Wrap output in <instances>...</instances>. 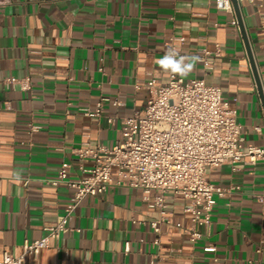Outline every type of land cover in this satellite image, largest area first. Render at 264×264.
I'll return each mask as SVG.
<instances>
[{
    "label": "crops",
    "instance_id": "crops-1",
    "mask_svg": "<svg viewBox=\"0 0 264 264\" xmlns=\"http://www.w3.org/2000/svg\"><path fill=\"white\" fill-rule=\"evenodd\" d=\"M215 2L0 0V258L4 251L21 254L25 240L42 238L55 223L71 190L45 181L65 161L68 177L79 175L72 148L120 139L121 118L145 105L143 84L167 81L157 61L170 43L182 56L219 49L209 70L197 61L182 78L218 86L242 125V144L264 146L263 106L234 11ZM239 9L264 95V0ZM9 77L29 78V88L12 87ZM101 97L109 99L101 114L85 115ZM114 99L124 104L113 106ZM235 167L207 169L213 184L238 188L215 198L209 228L194 245L180 195L167 193L170 222L155 245L141 221L158 217L149 206L158 192L143 199L138 188L110 183L81 200L69 222L73 231L50 240L35 259L25 254L23 264H148L154 256L162 258L158 264H264V165Z\"/></svg>",
    "mask_w": 264,
    "mask_h": 264
},
{
    "label": "built area",
    "instance_id": "built-area-1",
    "mask_svg": "<svg viewBox=\"0 0 264 264\" xmlns=\"http://www.w3.org/2000/svg\"><path fill=\"white\" fill-rule=\"evenodd\" d=\"M236 1L240 6L242 2L254 0ZM215 6L233 13L231 0H216ZM232 22L237 24L235 19ZM170 47L173 49L172 43ZM218 55V48L212 52L202 49L197 57L209 70L212 57ZM167 74L164 83L152 78L143 84L147 91L145 105L121 118L120 139L110 146L99 143L94 147L72 148L79 175L69 178L70 163L65 161L56 177L45 181L52 186L65 184L71 190L63 212L53 225L45 227L42 238L25 240L21 254L4 251L0 264H23L25 254L35 259L40 250L49 246L50 240H58L63 233L74 230L69 222L81 200L104 193L110 183L138 188L143 199H147L152 190L158 192L149 204L158 208V217L141 221L154 233L153 244L159 243L161 225L170 222L167 193L178 194L185 200L183 210L190 215L186 233L191 244L202 237V229L209 228L215 198L225 197L238 188L232 184H213L207 169L224 163L233 165L234 170L238 163L253 165L261 162L264 165V146L242 144V125L218 86L207 84L202 78L184 80L170 71ZM6 82L21 90L29 88V78L9 77ZM103 100L109 99L101 97L93 110L85 108L83 113L99 116ZM111 104L122 106L124 103L114 99ZM107 121L114 123L115 118L108 117ZM254 130L260 133L261 127L255 126ZM212 248L205 247L207 250ZM124 251H128V243ZM160 259L154 256L148 264H158Z\"/></svg>",
    "mask_w": 264,
    "mask_h": 264
},
{
    "label": "clouds",
    "instance_id": "clouds-1",
    "mask_svg": "<svg viewBox=\"0 0 264 264\" xmlns=\"http://www.w3.org/2000/svg\"><path fill=\"white\" fill-rule=\"evenodd\" d=\"M198 59L197 56H182L176 50L169 49L157 63L165 71L186 77L194 70Z\"/></svg>",
    "mask_w": 264,
    "mask_h": 264
},
{
    "label": "water",
    "instance_id": "water-1",
    "mask_svg": "<svg viewBox=\"0 0 264 264\" xmlns=\"http://www.w3.org/2000/svg\"><path fill=\"white\" fill-rule=\"evenodd\" d=\"M231 2H232V7H233L234 14H235V18H236V21H237V24H238V27H239L243 42H244L245 50H246V53H247V57H248L250 66H251V70H252V73H253V77H254V80H255V83H256V87H257V90H258L259 98H260L261 104L263 106V112H264V95H263V92H262V89H261V86H260V82H259V78H258V75H257V72H256V68H255V65H254V62H253L251 50H250V47H249V44H248V41H247V38H246V35H245V31H244V27H243L241 15H240L239 5H238L236 0H231Z\"/></svg>",
    "mask_w": 264,
    "mask_h": 264
}]
</instances>
